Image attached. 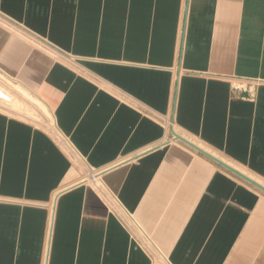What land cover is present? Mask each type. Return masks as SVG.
<instances>
[{
    "label": "crops",
    "instance_id": "1",
    "mask_svg": "<svg viewBox=\"0 0 264 264\" xmlns=\"http://www.w3.org/2000/svg\"><path fill=\"white\" fill-rule=\"evenodd\" d=\"M0 17L55 53L0 26V73L58 130L3 84L0 264L42 263L54 195L47 264H264V192L171 137L264 186V0H0Z\"/></svg>",
    "mask_w": 264,
    "mask_h": 264
},
{
    "label": "rangeland",
    "instance_id": "2",
    "mask_svg": "<svg viewBox=\"0 0 264 264\" xmlns=\"http://www.w3.org/2000/svg\"><path fill=\"white\" fill-rule=\"evenodd\" d=\"M0 26L3 27L4 29H6L7 31L11 32L12 34H15V35L21 37L22 39L27 41V43H29L34 48L46 51L50 55H55V53L49 47H47L43 43L33 39L29 35H26L23 31H20L19 29H17V27L10 25L1 17H0ZM4 83L11 86V87H14L15 89H17V91L21 95V98L23 99V101L20 103L24 104V108L26 110V111H24L25 113L24 112H22V113H23V115H25V117H27V119L33 121L34 123H36V124H38L44 128H46L52 134H54V136L58 135L54 129V126H53V122H52L53 120L51 118L52 116L50 115V113H47V109H43L46 107H44V105L39 100H37L36 98L31 96L22 87L13 85V82L11 80L7 79L6 76H4L0 73V84L3 85ZM3 86L6 90L8 89L5 85H3ZM8 90H7V92L10 93V95H12V98L14 97L13 99H15L13 105H11L10 107L14 110L19 109V107L17 105V103H19V102H16V98H15L14 94ZM26 105H27V107H26Z\"/></svg>",
    "mask_w": 264,
    "mask_h": 264
},
{
    "label": "built area",
    "instance_id": "3",
    "mask_svg": "<svg viewBox=\"0 0 264 264\" xmlns=\"http://www.w3.org/2000/svg\"><path fill=\"white\" fill-rule=\"evenodd\" d=\"M171 120H172V115L168 114L164 117L165 124L168 129H172L171 125ZM173 131V130H172ZM174 137V136H171ZM112 166H107L103 168H90L88 171V177L91 181H95L102 173L105 171L109 170ZM56 195H54L53 200L50 203L49 206V211H50V216H49V227L45 239V245H44V250H43V256H42V263L41 264H47L48 260V254H49V249H50V241H51V233H52V226H53V218H54V201H55Z\"/></svg>",
    "mask_w": 264,
    "mask_h": 264
},
{
    "label": "water",
    "instance_id": "4",
    "mask_svg": "<svg viewBox=\"0 0 264 264\" xmlns=\"http://www.w3.org/2000/svg\"><path fill=\"white\" fill-rule=\"evenodd\" d=\"M173 135H174V137L176 139H179V140L183 141L184 143H186L190 147L194 148L195 150H197L201 154L205 155L209 159L213 160L214 162L218 163L222 167L228 169L229 171L233 172L234 174L238 175L239 177L243 178L244 180H246L247 182H249L250 184L254 185L255 187H257L258 189H260L261 191L264 192V186L263 185L259 184L258 182L254 181L253 179H251L247 175H245V174L241 173L240 171L236 170L235 168L231 167L230 165H228L224 161L220 160L219 158L215 157L211 153H209V152L205 151L204 149L200 148L199 146H197L196 144H194L191 141L187 140L186 138L182 137L181 135H179V134H177L175 132H173Z\"/></svg>",
    "mask_w": 264,
    "mask_h": 264
},
{
    "label": "bare ground",
    "instance_id": "5",
    "mask_svg": "<svg viewBox=\"0 0 264 264\" xmlns=\"http://www.w3.org/2000/svg\"><path fill=\"white\" fill-rule=\"evenodd\" d=\"M1 86H0V103L3 101L4 103H6L7 105H13V103H14V101H15V99H13L12 98V95H10V93H8L7 92V90L4 88V86L2 85V84H0ZM3 86V87H2ZM8 91H10V90H8ZM16 95V94H15ZM2 102V103H3ZM17 102V101H16ZM2 105V104H1ZM18 105V104H17ZM26 107H27V105H26ZM45 107V106H44ZM43 109H46V108H43ZM21 112V111H20ZM28 112V111H27ZM47 113H49L48 112V109H47ZM53 127V126H52ZM56 129V128H55ZM58 131V130H57ZM56 131V132H57ZM176 131V130H175ZM174 132V131H173ZM177 132V131H176ZM54 135V134H53ZM181 135V134H180ZM55 136H57V135H55ZM189 139V138H188ZM178 140V139H177ZM76 169V168H75ZM71 174V173H70ZM71 182V181H70ZM51 203V202H50ZM112 204V203H111ZM115 208V207H114Z\"/></svg>",
    "mask_w": 264,
    "mask_h": 264
}]
</instances>
